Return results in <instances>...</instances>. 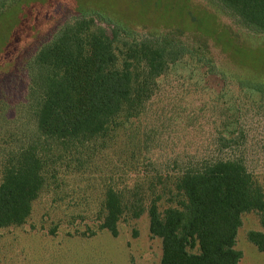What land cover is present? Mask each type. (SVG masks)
<instances>
[{
  "label": "rangeland",
  "instance_id": "374dc122",
  "mask_svg": "<svg viewBox=\"0 0 264 264\" xmlns=\"http://www.w3.org/2000/svg\"><path fill=\"white\" fill-rule=\"evenodd\" d=\"M82 13H93L106 28L118 26L122 32L118 67L126 42L174 31L187 44H206L217 72L208 73L207 67L184 58L157 80L154 95L138 116L125 121L130 108L124 109L117 120L121 125L96 142L98 149L78 154L81 164L72 161V154L59 163L57 179L47 181L25 223L0 228V264H159L161 239L150 236L147 211L139 218L126 211L117 223V235L97 229L104 215V189L110 182L119 189L135 187L145 206L162 194V211L168 205L169 177L178 166L174 161L180 164L213 154L219 124L230 115L239 117L245 130L239 154L264 191V102L257 91L241 84L264 83V34L241 28L213 0L10 4L0 15V103L10 106L9 114L24 100L26 62ZM132 73L135 86L140 75L135 62ZM262 217L257 211L241 215L234 245L242 254L238 264H264V251L247 237L249 231L264 234Z\"/></svg>",
  "mask_w": 264,
  "mask_h": 264
},
{
  "label": "trees",
  "instance_id": "16d2710c",
  "mask_svg": "<svg viewBox=\"0 0 264 264\" xmlns=\"http://www.w3.org/2000/svg\"><path fill=\"white\" fill-rule=\"evenodd\" d=\"M16 1L0 0V15ZM213 1L241 28L264 34V0ZM93 13L65 23L26 62V93L12 113L0 103V228L25 223L47 181L57 179L58 164L71 154L81 164L78 154L98 149L96 142L121 125L117 120L124 109L130 108L125 121L138 116L154 95L157 80L173 65L192 58L208 73L217 72L206 44H187L174 31L126 42L118 67L122 32L118 26L98 24L101 19ZM133 62L140 66L135 86ZM242 82L264 102V83ZM244 131L239 117L230 115L219 124L213 154L174 161L178 166L169 177L168 205L162 211V194L145 206L137 188L119 189L110 182L97 229L117 235L126 211L132 218L147 211L150 236L161 239L159 264H238L242 254L234 245L241 215L261 212L264 225V191L239 154ZM156 177L163 182L161 175ZM247 237L264 251L263 233L249 231Z\"/></svg>",
  "mask_w": 264,
  "mask_h": 264
}]
</instances>
